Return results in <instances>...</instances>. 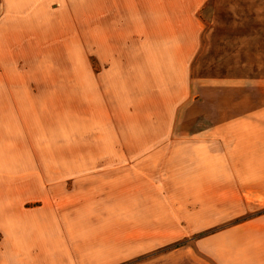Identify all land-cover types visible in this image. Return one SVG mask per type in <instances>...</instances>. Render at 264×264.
<instances>
[{
  "label": "crops",
  "instance_id": "obj_1",
  "mask_svg": "<svg viewBox=\"0 0 264 264\" xmlns=\"http://www.w3.org/2000/svg\"><path fill=\"white\" fill-rule=\"evenodd\" d=\"M207 1L0 0L1 264H42L30 259L34 235L80 218L119 246L122 216L134 234L161 218L163 234L165 219L181 218L164 203L249 201L264 182V87L255 97L257 82L191 77ZM190 140L195 160L161 163L173 176L154 180L146 161L120 177L122 153H182ZM110 168L118 176L96 172Z\"/></svg>",
  "mask_w": 264,
  "mask_h": 264
},
{
  "label": "rangeland",
  "instance_id": "obj_2",
  "mask_svg": "<svg viewBox=\"0 0 264 264\" xmlns=\"http://www.w3.org/2000/svg\"><path fill=\"white\" fill-rule=\"evenodd\" d=\"M199 16L202 33L200 48L191 68L194 83L207 78L257 82L260 85L250 86V92L255 97L259 96L256 90L264 87V0H208ZM91 63L95 68L96 59L93 58ZM46 92L42 90V96H46ZM73 93V97H80V90ZM93 94L91 96L96 98V91ZM191 143V140L186 141L181 147L184 152L179 154L171 152L174 147H169V152H160L159 144H154L158 147H154L152 153H122L117 160L121 164L120 177H128L129 166L133 162H140L144 167L146 161L153 163L154 180L173 176L170 174L177 170L161 163L168 165L170 162L195 160L186 152L185 145ZM112 161L105 167H109ZM96 172L102 176H118L113 175L111 168ZM156 183L160 186V181ZM159 186L154 187L160 188L161 192ZM252 190L248 194L249 201L164 203L166 207L179 206L177 212L181 218L170 216L165 219L163 234L159 229L161 218L152 219V234H134L133 219L122 216L119 246L108 227L93 229L83 225L80 218L81 224L79 219L76 223L78 227L72 225L61 229L62 232L57 228L55 233L34 235L33 243L39 246H35L30 259L37 261L42 256V264L61 260L65 264H106L118 260L119 255L118 264H237L239 261L241 264L245 261L264 264V182ZM39 204L26 202L24 205ZM106 204H111V201ZM118 204L123 214L128 213L134 203L122 200ZM160 205L154 202L153 208ZM168 213L174 216V212ZM190 228L195 231L184 233ZM27 236L29 234L24 236L26 241ZM3 237L0 231V242ZM113 246L120 247V250L112 249Z\"/></svg>",
  "mask_w": 264,
  "mask_h": 264
}]
</instances>
